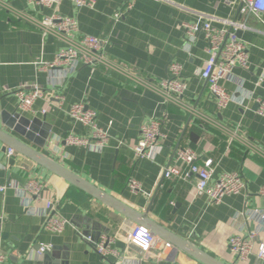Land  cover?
I'll list each match as a JSON object with an SVG mask.
<instances>
[{
    "label": "crops",
    "instance_id": "obj_1",
    "mask_svg": "<svg viewBox=\"0 0 264 264\" xmlns=\"http://www.w3.org/2000/svg\"><path fill=\"white\" fill-rule=\"evenodd\" d=\"M3 1L39 18L55 13L31 5L28 0ZM131 1L94 0L93 8H79L66 0L57 11L78 21L79 37L109 40L105 49L109 59L152 82L167 77L171 62L181 64L183 80L188 84L185 100L222 124L240 126L242 133L264 151V117L257 115L255 102L264 98V16L260 21L254 16L242 17L236 0H134L133 8L128 10ZM221 20H242L247 24L249 29L239 31L237 36L246 44L250 56L249 71L237 69L234 81L223 82L235 100L223 111L217 109L214 96L200 77L208 59V43L199 32L196 40L187 45L184 28V24L200 27L211 22L222 29ZM64 47L63 41L44 38L40 31L0 9V129L146 214L220 264H260L255 256L246 263L238 261L230 252L229 240L257 231L254 221L237 220L235 216L247 210L264 209V197L260 194L264 187V157L248 154L239 145L228 148L223 134L175 106L164 104L154 92L118 73L82 66L76 73L65 76L60 69H44L43 65L54 62ZM25 85H37L44 91V97L35 102L30 113L18 109L15 95ZM57 96L62 104L57 102ZM77 103L95 111L98 126L109 133L110 140L102 148L68 145L64 141L70 135L90 134L69 115L70 108ZM6 113L12 118L29 120L30 126L35 127L34 140L8 128L3 122ZM150 118L161 119L166 137L153 158L137 159L133 148L141 136L142 125ZM183 147L194 150L201 158L200 163L214 160L216 177L223 173L240 174L246 191L216 205L206 197L195 196L192 180L163 179L162 168L175 164L176 152ZM9 149L0 142V186L6 187L0 192V216L4 217L0 247L6 264H203L177 246L179 242L166 239V233L156 237L171 243L173 250L160 245L144 255L129 240V234L139 226L137 223L19 152L10 156ZM130 180L141 185L140 193L132 192ZM30 181L43 187L40 198L29 200L37 209L35 215L27 213L23 197L17 191ZM49 201L54 204L55 214L68 221L62 233L44 230ZM80 233L94 239L113 238L112 249L118 255L102 257ZM260 239L264 241V233ZM45 245L51 249L40 254V247ZM163 252L165 258L161 256Z\"/></svg>",
    "mask_w": 264,
    "mask_h": 264
},
{
    "label": "built area",
    "instance_id": "obj_2",
    "mask_svg": "<svg viewBox=\"0 0 264 264\" xmlns=\"http://www.w3.org/2000/svg\"><path fill=\"white\" fill-rule=\"evenodd\" d=\"M66 0H28L31 5L41 8L55 10L50 16L36 17L24 11L12 7L10 4L0 0V9L7 11L16 20L23 22L36 30L40 31L44 38L53 37L65 43L54 62L44 64V69H60L65 76L76 73L82 66L102 67L108 71L118 73L128 80L134 82L139 87L154 92L161 98L164 104L175 106L184 111L192 118L197 119L202 125L214 129L226 138L227 147L239 145L248 154L260 155L264 157V151L256 142L249 140L241 130L240 126H228L201 113L196 107L185 100V93L188 84L183 80V67L177 62H171L168 66V75L160 82H152L147 78L131 72L128 68L109 59L105 49L109 40L93 36L79 37V24L75 18L63 16L58 13V8ZM74 3L77 7H94V0H67ZM167 1V0H156ZM240 4V15L242 17L254 16L259 21L264 16V0H236ZM231 5V3H230ZM134 6V0L127 4L130 10ZM121 17V15H119ZM119 17L117 19H119ZM224 27L216 28L211 22H206L202 26L197 24H184L186 44H192L197 34L201 32L207 43L208 59L205 62L201 79L207 84L210 93L214 96L219 111L225 110L232 102L234 97L224 88L223 82L235 80V70L241 69L249 71L250 56L246 44L237 36L239 31L248 30V26L242 20H221ZM2 91L0 90V97ZM18 98V109L22 112H33V107L38 99L44 97V91L37 85L22 86L15 92ZM57 102L62 104L61 97H56ZM257 115L264 117V98H257ZM46 114V110H42ZM70 117L86 127L90 134L87 137L76 135L68 136L64 141L68 145H78L85 147L102 148L108 144L110 135L97 124V114L87 108L84 103L74 104L69 111ZM1 122V119H0ZM163 122L159 118H150L141 127V136L133 148L137 159H151L155 150L163 139ZM95 142V144H94ZM15 154L13 149H9V155ZM200 156L191 148H179L176 152L175 164L162 168L161 176L163 179L177 178L182 181H193L195 196L206 197L212 204H221L227 197L240 195L246 191V183L238 173H223L215 176L216 164L212 159H205L200 163ZM10 186V184H9ZM129 187L133 193L141 192V185L130 180ZM42 185L37 181H30L27 185L18 188V193L23 197L24 206L27 213L35 215L37 209L29 200L30 198H40ZM6 187L0 186V192H4ZM264 197V187L260 191ZM29 198V199H28ZM46 220L44 230L52 233H62L68 221L59 217L54 212V204L47 203ZM246 218L257 224V231L251 232L248 236L236 235L229 240L230 252L238 261L246 263L251 256H255L260 264H264V241H258L259 236L264 233V209L247 210L238 213L235 219ZM4 217L0 216V242ZM80 236L93 245L96 252L106 258L108 255H118L112 244L114 239L109 236H100L95 240L92 236L80 233ZM129 240L138 246L145 255L163 245L165 250H173L171 243L163 242L160 238L153 236L150 231L143 226H136L129 234ZM51 246H41L40 254H46ZM166 257L164 252L161 254ZM6 256L0 247V264H6Z\"/></svg>",
    "mask_w": 264,
    "mask_h": 264
},
{
    "label": "water",
    "instance_id": "obj_3",
    "mask_svg": "<svg viewBox=\"0 0 264 264\" xmlns=\"http://www.w3.org/2000/svg\"><path fill=\"white\" fill-rule=\"evenodd\" d=\"M238 35H240V33ZM3 122L8 128L13 129L16 134L23 136L29 140H34L35 135L32 132H34L35 127L30 126L29 120L25 118L20 119L17 117L12 118L10 114L6 113L3 117ZM37 123L39 124L40 122L38 121ZM0 142L4 144L5 147H9L14 151L19 152L20 154L29 158L30 160L45 168L49 172L59 176L69 184L87 193L91 197L95 198L97 201L101 202L105 206L111 208L112 210L116 211L127 219L137 223L139 226L147 228L153 236H164L166 233L165 236L168 237L166 239L173 240L174 242H179L177 246L189 253L191 256L195 257L203 264H220L205 252L199 250L198 248H195L191 244L187 243L185 240L178 238L177 236H174L173 234L165 230L161 225L150 219L146 214L139 213L130 206L110 196L108 193L100 190L99 188L84 180L83 178L79 177L72 171L68 170L67 168L61 166L60 164L54 162L53 160L41 154L40 152L36 151L32 147L21 141L15 135H12L0 129Z\"/></svg>",
    "mask_w": 264,
    "mask_h": 264
}]
</instances>
